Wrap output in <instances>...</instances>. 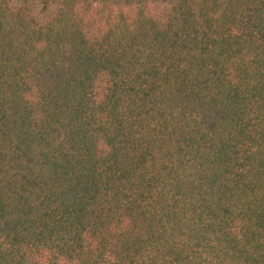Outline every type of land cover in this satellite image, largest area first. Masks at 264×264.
<instances>
[{"label":"trees","instance_id":"1","mask_svg":"<svg viewBox=\"0 0 264 264\" xmlns=\"http://www.w3.org/2000/svg\"><path fill=\"white\" fill-rule=\"evenodd\" d=\"M0 264H264V0H0Z\"/></svg>","mask_w":264,"mask_h":264}]
</instances>
